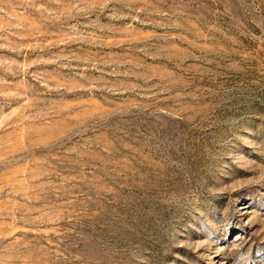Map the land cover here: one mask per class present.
<instances>
[{
	"label": "rangeland",
	"instance_id": "obj_1",
	"mask_svg": "<svg viewBox=\"0 0 264 264\" xmlns=\"http://www.w3.org/2000/svg\"><path fill=\"white\" fill-rule=\"evenodd\" d=\"M0 264H264V0H0Z\"/></svg>",
	"mask_w": 264,
	"mask_h": 264
}]
</instances>
